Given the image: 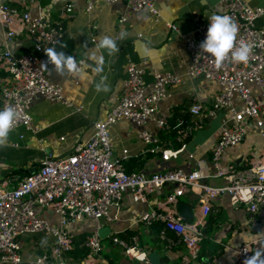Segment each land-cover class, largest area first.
Returning a JSON list of instances; mask_svg holds the SVG:
<instances>
[{
  "label": "built area",
  "instance_id": "2783aa9c",
  "mask_svg": "<svg viewBox=\"0 0 264 264\" xmlns=\"http://www.w3.org/2000/svg\"><path fill=\"white\" fill-rule=\"evenodd\" d=\"M102 1L113 3L117 0ZM125 3L135 14L159 15L156 0H125ZM220 3L222 10L197 21L193 34L186 40L190 53L186 74L201 75L220 86L210 106L204 107L193 101L171 118L160 110L159 101L168 95V86L182 81L181 76L170 71H153L152 79L146 81L142 66L129 62L119 99L104 117L93 122V132L87 140L76 144L66 154L46 151L39 166L13 185L7 179L0 180V263L111 264L102 258L99 228L102 219H111V206L116 212L119 210L126 191L144 197L173 184L161 209L149 208L138 220L147 227L161 221L159 237L170 243L183 244L192 254L199 249V240L204 234L203 216L211 211L216 196L226 193L233 204L244 205L251 213L259 211L264 203V152L255 159L249 158L248 165L240 169L222 165L221 157L226 147L238 144L244 138L248 123L256 125L264 140V29L256 25V19L264 13V5L250 6L246 0H221ZM94 6V0H86L87 11ZM73 9V4L67 2L62 6L59 18L50 20L44 12L33 15L29 10L18 11L10 4L0 2V111L9 106L15 109L17 118L13 129L23 125L33 132L37 130L29 113L37 96L69 103L62 86L50 79L53 64L45 50L54 48L61 52L59 45L66 34L64 21ZM212 15H228L236 22L239 32L235 47L245 42L252 48L247 64L236 63L229 57L218 69L215 58L202 53L200 45L206 39L210 23L207 18ZM124 20L125 17L120 18V21ZM166 23L176 29L175 24ZM17 35L28 37L30 47L20 52L12 50L10 44ZM220 112L219 135L211 154L214 172L209 176L221 179L217 184L208 181L198 169L189 172L181 168L153 173L129 171L125 166L128 150L123 149V154H117L109 134V127L122 118L137 125L153 122L159 130H174V138L179 143L176 147L181 149L185 139L204 123L205 117ZM139 136L149 144L158 142V136L146 130L140 131ZM18 144V141L12 142V145ZM176 151L172 147L165 148L161 156L168 158ZM185 192L194 193L201 213L192 220L180 215L177 209L178 196ZM44 209H52L58 215L57 225L42 217ZM83 218L93 219L95 226L83 240L85 253L73 258L70 252L75 241L67 225ZM34 232L48 233L53 242L47 251L24 259L19 238ZM110 240L119 245L129 259L150 264L148 252L140 246L136 234L127 238L112 234ZM253 243L244 242L239 246L234 264H243L246 257L254 255Z\"/></svg>",
  "mask_w": 264,
  "mask_h": 264
},
{
  "label": "crops",
  "instance_id": "0c3cea01",
  "mask_svg": "<svg viewBox=\"0 0 264 264\" xmlns=\"http://www.w3.org/2000/svg\"><path fill=\"white\" fill-rule=\"evenodd\" d=\"M220 1L156 0L159 9L157 16L135 14L127 7L125 0L113 3L94 0L95 6L89 11L85 9L86 0H0L18 11L29 10L33 15L44 12L50 20H57L62 6L67 2L72 3L74 9L64 21L66 34L59 48L61 52L74 57L82 69L81 74L73 75L58 73L54 65L51 67L50 79L62 86L69 103L50 101L42 96L34 98L29 113L37 130L33 132L23 125L17 126L0 143V180L7 179L13 185L21 176L39 166L46 151L66 154L76 144L87 140L93 132V122L104 117L119 99L129 62L142 66L146 81L152 79L153 71H170L181 76L182 81L168 86V95L159 101L160 110L171 118L193 101L200 102L204 107L210 106L220 86L201 75L186 74L190 61L186 40L193 34L197 21L222 10ZM246 2L250 6L264 5V0ZM121 17H125V20L120 21ZM166 22L175 24L176 29ZM256 25L264 29V13L256 19ZM1 34L0 26V37ZM106 36L116 41L118 51L109 54L106 49L97 48L100 40ZM30 45L28 37L17 35L10 47L20 52ZM98 60L101 61V71L96 72L94 69L98 66ZM97 85H100L99 91ZM221 119V112L205 117L204 123L185 139L181 149L174 145L177 144L175 133L172 135L170 131L159 130L153 122L137 125L122 118L109 127V134L117 154H123V149L128 150L125 166L129 171L153 173L181 168L189 172L198 169L208 181L217 184L221 179L209 176L214 172L211 154L219 135ZM142 130L158 136V142H144L139 136ZM20 134L23 136L19 137ZM14 141L19 144L12 145ZM170 147L177 151L163 158L162 149ZM263 152L264 140L258 128L254 123H248L244 138L238 144L225 148L221 163L240 169L248 165L249 158L255 159ZM172 188L173 184L170 183L160 192H150L144 197L126 191L119 210L116 212L113 206L109 208L111 219H102L99 228L105 229L101 234V255L105 261L111 264H140L129 259L119 245L111 242L112 234L126 238L136 234L140 246L148 252V258L152 252H156L149 259L150 264H234L237 249L242 243L254 242L256 250L264 248V203L258 212L251 213L244 205L233 204L226 193L216 196L212 200L211 211L203 216V228L209 227L211 234L209 240H206V234L202 235L195 254L189 253L181 243H170L160 238L157 230L162 226L161 221L147 227L138 218L149 208L161 209ZM179 202L188 206L189 213L184 215L187 220L201 215L194 193L179 195ZM41 215L53 225L59 223L58 215L52 209H44ZM94 226L95 221L91 218L67 225L75 246L76 238L85 234L84 240ZM19 242L22 258L32 259L50 248L53 237L45 232H34L22 235Z\"/></svg>",
  "mask_w": 264,
  "mask_h": 264
},
{
  "label": "clouds",
  "instance_id": "9594fccd",
  "mask_svg": "<svg viewBox=\"0 0 264 264\" xmlns=\"http://www.w3.org/2000/svg\"><path fill=\"white\" fill-rule=\"evenodd\" d=\"M207 19L210 23L206 39L200 45L202 53H208L214 57L218 69L229 57L236 63L247 64L252 48L245 42H241L238 47H235L239 32L236 22L228 15H212ZM97 48L106 49L109 54L118 51L116 41L107 36L100 40ZM45 54L58 73L81 74V66L71 55L57 52L54 48L46 49ZM97 65L94 71L99 72L101 71L100 60L97 61ZM45 66L47 65L45 64ZM97 90H100V85H97ZM16 118L17 114L13 107L9 106L0 111V143L7 139ZM243 264H264V248H258L254 255L246 257Z\"/></svg>",
  "mask_w": 264,
  "mask_h": 264
},
{
  "label": "trees",
  "instance_id": "16d2710c",
  "mask_svg": "<svg viewBox=\"0 0 264 264\" xmlns=\"http://www.w3.org/2000/svg\"><path fill=\"white\" fill-rule=\"evenodd\" d=\"M176 114V113H174ZM175 116H173L174 118ZM170 133L173 135L174 134V130H171ZM174 145H179V143L177 142V144L175 143ZM156 225V224H154ZM211 230L209 227H205L203 228V233L206 234V240H209V236H210V231ZM159 230H157V234H158ZM85 235V234H84ZM84 235H82L80 238H76V246L75 248L70 252V256L71 257H76L78 255L82 256L85 251H86V248L83 246L82 242H83V238H84ZM159 236V235H158Z\"/></svg>",
  "mask_w": 264,
  "mask_h": 264
},
{
  "label": "water",
  "instance_id": "95a60500",
  "mask_svg": "<svg viewBox=\"0 0 264 264\" xmlns=\"http://www.w3.org/2000/svg\"><path fill=\"white\" fill-rule=\"evenodd\" d=\"M178 209H179V214L180 215H186L187 213H189V211H188V206H187V204H185V203H183V202H179L178 203ZM104 230L105 229H100L99 230V234L101 235L103 232H104ZM156 254V252H152L150 255H149V257L150 258H152L153 257V255H155ZM149 258V259H150Z\"/></svg>",
  "mask_w": 264,
  "mask_h": 264
},
{
  "label": "rangeland",
  "instance_id": "374dc122",
  "mask_svg": "<svg viewBox=\"0 0 264 264\" xmlns=\"http://www.w3.org/2000/svg\"><path fill=\"white\" fill-rule=\"evenodd\" d=\"M137 262L141 264V262H139V261H137Z\"/></svg>",
  "mask_w": 264,
  "mask_h": 264
}]
</instances>
